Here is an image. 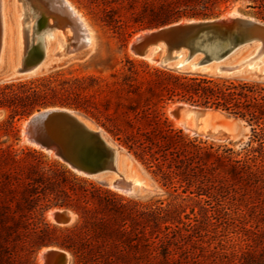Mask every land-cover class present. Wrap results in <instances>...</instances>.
<instances>
[{
	"label": "rangeland",
	"instance_id": "rangeland-1",
	"mask_svg": "<svg viewBox=\"0 0 264 264\" xmlns=\"http://www.w3.org/2000/svg\"><path fill=\"white\" fill-rule=\"evenodd\" d=\"M166 1L169 0H70L89 26L91 36L89 44L77 51V47L81 42L83 43V40L74 36L73 31L66 33L65 29L57 25L49 27L51 36L43 66L36 72L6 78L0 82V85L11 82H30L56 71H60L65 78L107 75L112 70L125 66L127 57L145 61L152 67L168 69L177 73L261 81L253 76L252 70L247 69L233 74H202L189 69L188 64L181 70H174L171 67L161 66L135 56L129 50L128 45L135 35L149 29L141 27L147 18L145 9ZM34 2L38 1L34 0ZM5 4L9 11L8 33L5 38V48L2 51L1 65L15 63L19 58V52L22 53L20 45L21 18H27L29 15V18L37 19L36 16H39L37 12L34 13V9L27 2L5 0ZM249 4L251 2L248 0L222 3L217 10V16L247 14L264 22V3L259 7H251ZM44 21L45 15L43 14L41 28ZM31 23L33 24L27 20L30 32H33ZM123 30L131 34L126 42L122 37ZM253 52L252 45L242 46L231 54L222 56L223 62H221L225 63L224 66L234 65ZM201 55L204 57L203 53H200L199 57ZM179 104L181 102L166 104L159 108L160 114L167 116L174 127L182 129L190 136H198L216 143L233 142L236 143L235 148L239 149L252 134L251 126L247 122L220 109H217L221 111L218 119L211 117L207 119L213 125L220 122L226 125L229 135L219 138L198 134L172 112V109ZM98 107L101 109V106ZM71 109L85 114L94 124L103 127L84 109ZM100 109H95L94 112L99 120L104 121L105 117L102 112H99ZM8 114V109L0 108V147L6 148L8 145H12L14 149H17L18 155L15 158L16 162L1 163L0 172L7 173L11 180L9 182L7 180L3 185L5 195L0 205L10 204L12 208L10 211L16 220L21 218L22 221L33 224L41 219L42 222L60 227L72 226L79 220L78 213L69 207L54 206V203L65 200L64 192H71V187L76 188L79 192H84V189L94 190L92 184H95L96 187L109 189L116 193L118 198H112L113 205L110 206L98 201L88 204L97 209V214L94 217L97 219L102 217L117 218L119 222H126V226L128 225L126 235L134 238L133 242L136 246L129 253V260H122L119 262L120 264H264V185L246 184L236 180L223 181L217 187L215 196L211 198L203 196L201 202H199V196L190 194V198L181 192L182 188H179L178 192L184 199L183 201L175 200V196L172 194L174 193L173 188H166L160 182L159 176H154L103 127L107 137L123 147L117 156V171L119 170L126 177L138 179L141 183L135 184L133 192L126 194L107 184V178L117 177V173L115 175L114 172H108L99 177L78 174L53 152H48L28 142L24 134V126L32 113L15 122V126L19 130V140H16L14 136L2 133V130L7 127L3 123ZM23 149L25 152H22ZM57 163L63 164L87 182L76 181L71 176L59 175L57 178L53 175V171H61ZM30 170L35 172V180L30 179L31 177L26 178L28 176L26 174ZM90 182L92 184H89ZM160 201L164 202V208H167L169 203H181L182 206L175 208L171 205L172 207L170 206L167 210L154 211L153 208ZM81 203H85L83 199H81ZM112 206L120 207L121 212L118 214V212L109 211ZM44 208L46 209L44 210ZM0 209L1 212L5 211L4 207ZM61 209H69L73 212L71 223L64 225L55 221L52 213ZM165 220H167L166 223ZM11 222H13L11 219L0 222V244L7 246L9 252L3 253L0 264H42L43 250L62 248L56 245H44L35 249L40 243V233L34 228H29L28 232L16 237V233L10 234L4 226ZM166 225L170 228L166 229ZM19 226V230L24 231L22 224ZM33 249L35 251H32ZM166 249L169 250V253L165 257ZM72 264H76L74 256Z\"/></svg>",
	"mask_w": 264,
	"mask_h": 264
},
{
	"label": "trees",
	"instance_id": "trees-1",
	"mask_svg": "<svg viewBox=\"0 0 264 264\" xmlns=\"http://www.w3.org/2000/svg\"><path fill=\"white\" fill-rule=\"evenodd\" d=\"M228 1L234 0H169L145 9L147 18L141 27H157L184 18L214 17L218 15L219 6ZM248 1L251 7L264 3V0ZM130 35L126 30L122 31L124 42ZM126 62L125 66L107 75L65 78L60 71H56L30 82L1 84L0 108L9 110L3 123L7 127L2 133L19 140L15 122L41 108L84 109L154 176H159L166 188H173L175 200L184 199L178 192L179 188L187 196H199L201 202L203 196H215L217 187L223 181L264 185V81L177 73L130 57ZM170 102L223 110L247 122L252 134L239 149L233 142L216 143L190 136L174 127L167 116L160 114L159 108ZM95 109H100L104 121L96 117ZM17 155V149L12 145L0 147V166L4 162H16ZM57 165L61 170L53 171L57 178L59 175L71 176L76 181L87 182L63 164ZM34 174L30 170L26 178L35 180ZM9 178L7 173L0 172V204L5 195L3 185L11 180ZM92 187L95 189H84V192L71 187V192H64L65 200L54 203V206L69 207L78 213L79 220L72 226L60 227L41 219L33 224L21 218L16 220L10 211V204L0 205L5 210L1 212L0 209V222L11 219L13 222L4 226L10 234L16 233V237L28 232L29 228L36 229L40 233V243L35 249L44 245L68 249L76 264H120L122 260H129V253L136 246L134 238L126 235V222H119L117 218L94 217L97 209L88 204L98 201L110 206L113 205L112 198L118 196L95 184ZM163 203L156 204L154 211L167 210L171 205L175 208L182 206L181 203H169L164 208ZM119 209L112 206L109 211L119 214ZM21 224L24 231L19 230ZM3 253H9L8 248L0 244V260ZM168 253L166 249L165 257Z\"/></svg>",
	"mask_w": 264,
	"mask_h": 264
},
{
	"label": "water",
	"instance_id": "water-1",
	"mask_svg": "<svg viewBox=\"0 0 264 264\" xmlns=\"http://www.w3.org/2000/svg\"><path fill=\"white\" fill-rule=\"evenodd\" d=\"M31 1V0H29ZM61 4L74 16L78 23L82 24L81 18L64 1ZM32 3V2H31ZM35 12L39 13L37 25L33 29L31 37L24 39V53L19 65L14 63L0 64V82L19 74L32 72L37 68L44 56L45 51L37 35L41 32V19L43 10L35 3H32ZM3 42V24L0 19V47ZM264 44V22L254 16L247 14L224 15L210 18H191L179 20L165 25L146 29L135 35L129 42V50L137 57L147 59L150 62L158 63L161 66L171 67L174 70H181L182 66L174 65L164 61L161 56L162 49L167 53L183 48L189 54L203 53V61L212 59V52L220 57L226 56L242 45ZM81 50L78 47L79 51ZM195 70L193 68H189ZM252 70L253 76L264 81V70L257 67H246L241 61L232 65L227 71L222 70H201L202 74L214 73L233 74L243 70ZM198 71V70H195ZM201 108L181 102L174 114L179 118L183 117L193 109ZM212 109V108H208ZM218 119V116H211ZM88 123L94 122L81 112L67 107H48L37 110L26 120L24 134L28 142L37 147L53 152L61 161L78 174L87 177H99L108 172L117 173V153L123 147L114 143L105 134L103 127ZM215 125L226 128L223 123ZM107 184L123 193H131L132 185L128 188H119L114 177L107 178ZM73 212L69 209H61L54 213V219L59 224L67 225L72 221ZM44 264H72L71 252L63 248L59 250H48L42 257Z\"/></svg>",
	"mask_w": 264,
	"mask_h": 264
},
{
	"label": "bare ground",
	"instance_id": "bare-ground-1",
	"mask_svg": "<svg viewBox=\"0 0 264 264\" xmlns=\"http://www.w3.org/2000/svg\"><path fill=\"white\" fill-rule=\"evenodd\" d=\"M21 1H23L24 3H26V2L29 3L31 5V7L34 9V13H36L35 8L32 6V3H35L34 0L33 1L32 0L31 1L21 0ZM37 1L38 2H36L35 4L37 5V7L41 8L43 10V14L45 15V21H44L43 27H42L43 31H41L37 35V38L40 39L42 46L44 48L45 56H44L41 64L37 68H35V70H32V72L38 71L43 66V62H44L46 55H47L50 36H51V33L49 32V27L52 28L55 25H57L60 28L65 29L66 33L73 31L74 36L76 35L77 37H79L81 39V41L83 40V43L80 41L81 44L78 46L80 48L87 46L89 44V41L91 38L90 30H89V26H88L87 22L85 21L83 16L80 15V13L76 10V8L73 6V4L70 2V0H64V1L81 18L82 24L77 22L76 18L69 13V11L61 4V2L59 0H37ZM235 15H239V14H235ZM8 16H9V11H8V8L5 4V0H0V19L2 20V24H3V42H2L1 47H0V62L3 60L2 51L5 48V38L7 37V33H8V30H7ZM32 18H29V15L27 16V18L26 17L21 18V21H20L21 22V44L20 45L22 48V53L19 52V54H18L19 58L14 63L16 66L20 64L21 58H22L24 50H25L24 49V46H25L24 39L26 38L27 35L29 37H31V34L33 33V32H30L31 29H30V26L27 25V20L30 22H33V24L31 23L32 29H34V27L37 25L38 16H36L37 19H35V18L32 19ZM19 39H20V37H19ZM71 39H72V37H71ZM19 43H20V40H19ZM242 46H246V45H242ZM242 46H239L238 48H240ZM253 47H254V52L251 55H248L247 57L242 58L237 64H239L241 61H243L246 67H253V68L259 67V68L264 70V44L255 43L253 45ZM238 48H236L235 50H237ZM235 50H233L232 52H234ZM211 52H212V59L209 61H203L202 55L199 57L200 52H197V53H194L191 55L188 53L187 50H185L183 48H179L178 50H173L170 54L166 52L165 48H163L161 56L164 58V61L167 63H171V64L182 66V67H185L188 64L189 68H193V69L198 70V71H201V70L227 71V69L232 66V65L224 66L225 63L222 64V62H223L222 59L224 56L223 57L218 56L216 54V51H211ZM232 52H230L229 54H231ZM197 57H199V58H197ZM237 64H234V65H237ZM29 73H31V72H29ZM175 108L172 109L173 113H174ZM220 113H221V111H218L217 109H208V108H204V107L202 108L201 107V108L193 109L191 112L187 113L183 117H179V119L184 120V124L193 128L198 134L223 138V137L229 135L227 132V129L219 127L217 125H213L207 119L208 117H211V116H219ZM191 116H192V118H191ZM88 124L90 126L94 127V124H92V123H88ZM118 153H117V156H118ZM113 177H114V181H115L116 185H118L120 189L121 188H128L127 183L130 182L132 185V190H133L134 185L140 183V181L138 179L135 180L133 177H126L119 170L117 171V177L116 176H113ZM55 212L52 213L53 217H54ZM72 216H73V214H72ZM53 249L59 250V248H49L48 250H53ZM48 250L42 251V254H41L42 264H44L42 257L44 256V253L47 252Z\"/></svg>",
	"mask_w": 264,
	"mask_h": 264
}]
</instances>
